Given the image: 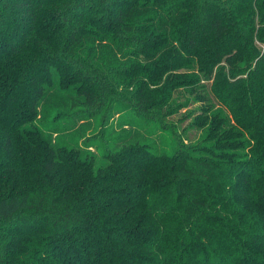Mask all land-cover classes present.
<instances>
[{"label": "trees", "instance_id": "obj_1", "mask_svg": "<svg viewBox=\"0 0 264 264\" xmlns=\"http://www.w3.org/2000/svg\"><path fill=\"white\" fill-rule=\"evenodd\" d=\"M0 264H264V0H0Z\"/></svg>", "mask_w": 264, "mask_h": 264}, {"label": "rangeland", "instance_id": "obj_2", "mask_svg": "<svg viewBox=\"0 0 264 264\" xmlns=\"http://www.w3.org/2000/svg\"><path fill=\"white\" fill-rule=\"evenodd\" d=\"M204 84V82H203ZM202 86L197 88L196 90L194 91H190L188 93L185 94V96H182L181 100L180 101H185L187 98L191 100V104L189 107L187 108H184L182 110V112L186 113V112H189V111H192L194 110L196 107L200 106L202 104V101L200 100H197L198 99V93H202ZM188 124V122L186 123V125Z\"/></svg>", "mask_w": 264, "mask_h": 264}]
</instances>
